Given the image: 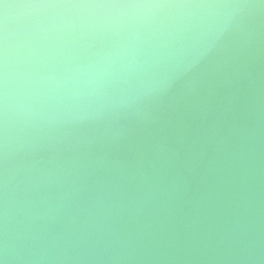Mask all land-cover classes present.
Here are the masks:
<instances>
[{
	"label": "bare ground",
	"instance_id": "6f19581e",
	"mask_svg": "<svg viewBox=\"0 0 264 264\" xmlns=\"http://www.w3.org/2000/svg\"><path fill=\"white\" fill-rule=\"evenodd\" d=\"M0 264H264V0H0Z\"/></svg>",
	"mask_w": 264,
	"mask_h": 264
}]
</instances>
